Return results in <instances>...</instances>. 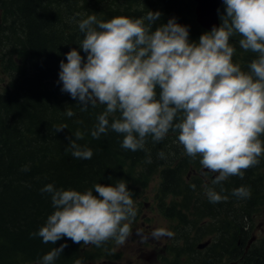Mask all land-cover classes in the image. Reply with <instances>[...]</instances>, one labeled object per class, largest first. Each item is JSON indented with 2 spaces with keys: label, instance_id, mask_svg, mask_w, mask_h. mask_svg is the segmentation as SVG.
Segmentation results:
<instances>
[{
  "label": "trees",
  "instance_id": "trees-1",
  "mask_svg": "<svg viewBox=\"0 0 264 264\" xmlns=\"http://www.w3.org/2000/svg\"><path fill=\"white\" fill-rule=\"evenodd\" d=\"M149 10L161 13L153 28L175 18L188 27L189 40L197 42L208 31L196 21L193 0H0V41L5 45L0 52V68L7 75L0 89V264L38 262L62 243L67 247L55 264H70L81 251L85 256L80 261L96 258V247L82 250L83 243L67 238L52 245L30 237L54 211L50 195L41 192L44 185L84 192L94 191L97 183L125 180L132 189L131 181L156 171L161 179L159 191L171 196L164 206L165 214L182 227L177 237L186 245L183 264H221L224 260L264 264V235L247 245L252 216L264 207V155L243 179L232 176L223 182L227 201L212 203L205 195L206 184L198 177L207 170L201 168L199 157L192 160L185 153L177 132L170 130L158 143L149 137L147 152L122 148V134L112 130L94 139L91 130L105 106L98 104L81 111L78 100L61 91L59 65L62 60L66 62L65 54L76 48L86 58L79 47L85 35L79 30L80 20L88 15H96L98 20L138 18ZM224 10L222 4L218 17ZM240 38L234 36L229 41L236 48L233 62L247 71L257 54L241 49ZM69 109L75 113L72 117L65 114ZM118 115H110V122ZM64 125L65 129L55 131ZM77 131L84 137L77 143L92 149L91 159H76L66 151ZM261 139L264 141V136ZM160 152L164 158L158 156ZM24 165L30 170L22 171ZM207 186L220 191L218 185ZM240 186L250 188V198L232 195ZM195 200L192 210L189 205ZM203 220L209 222L205 228ZM209 235V243L198 249L200 240ZM179 248L175 249V264H181Z\"/></svg>",
  "mask_w": 264,
  "mask_h": 264
},
{
  "label": "clouds",
  "instance_id": "clouds-1",
  "mask_svg": "<svg viewBox=\"0 0 264 264\" xmlns=\"http://www.w3.org/2000/svg\"><path fill=\"white\" fill-rule=\"evenodd\" d=\"M223 4L220 24L202 33L198 42L189 40L188 27L175 18L153 28L159 11L108 20L88 15L78 23L85 34L79 47L86 58L72 48L59 65L61 91L78 100L81 111L105 106L91 130L94 139L112 130L122 134V148L147 152L149 137L158 143L170 130L177 132L185 153L192 160L199 157L201 168L207 170L203 174H215L211 183L220 191L205 185L212 203L227 201L223 182L232 176L243 179L264 155V0ZM234 36L241 37V49L257 54L247 71L233 62L236 48L229 41ZM116 113L110 122L109 116ZM65 114L75 113L69 109ZM83 138L77 131L66 151L88 160L92 149L77 143ZM164 155L158 153L160 158ZM21 170L29 171L30 166ZM41 192L50 195L54 211L30 237H39L44 244L67 238L97 247L109 240L123 245L131 235L137 208L125 180L97 183L94 191L84 192L48 183ZM232 195L247 199L251 190L240 186ZM162 235L173 233L164 229L153 233L155 238ZM66 247L62 243L51 248L38 264H55Z\"/></svg>",
  "mask_w": 264,
  "mask_h": 264
},
{
  "label": "rangeland",
  "instance_id": "rangeland-1",
  "mask_svg": "<svg viewBox=\"0 0 264 264\" xmlns=\"http://www.w3.org/2000/svg\"><path fill=\"white\" fill-rule=\"evenodd\" d=\"M4 46L0 41V52L5 49ZM6 82L7 75L0 68V89L5 86ZM214 175L209 173L208 175H198V177L207 185L211 183ZM160 180V176L156 171L150 177H140L136 181H131L134 184H131L132 189L130 188V190L137 208V215L131 223V235L123 245L116 244L114 240H109L100 247L93 246V244H84L82 250H91L96 247L94 252L96 258L90 259L87 257L81 260L82 264H175V249L178 246H180L179 252L183 254L180 258L181 264L185 262L186 245L177 237L182 227L165 214L164 206L171 200V196L163 195L159 191ZM196 204L197 201L195 200L189 205V208L194 210ZM202 223L205 228L209 222L203 220ZM214 226L218 228L217 225ZM250 227L247 245L256 242L264 235V207L252 216ZM157 229H164L166 232L173 233V235H162L155 238L153 233ZM192 235L193 231L190 232L191 237ZM210 238V235L204 236L200 242H205ZM84 256L83 251H81L77 259L70 262V264H76V261ZM29 264H38V262ZM221 264L232 263L224 260Z\"/></svg>",
  "mask_w": 264,
  "mask_h": 264
},
{
  "label": "water",
  "instance_id": "water-1",
  "mask_svg": "<svg viewBox=\"0 0 264 264\" xmlns=\"http://www.w3.org/2000/svg\"><path fill=\"white\" fill-rule=\"evenodd\" d=\"M195 2L196 21L200 26L210 31L213 26L219 25L218 10L223 4V0H193ZM202 242L198 248H203L207 245Z\"/></svg>",
  "mask_w": 264,
  "mask_h": 264
}]
</instances>
